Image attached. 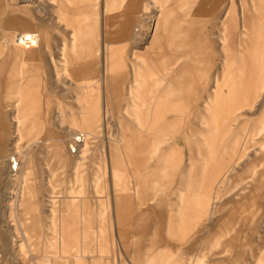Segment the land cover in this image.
<instances>
[{"label":"rangeland","instance_id":"rangeland-1","mask_svg":"<svg viewBox=\"0 0 264 264\" xmlns=\"http://www.w3.org/2000/svg\"><path fill=\"white\" fill-rule=\"evenodd\" d=\"M72 2L66 21L59 0H0V264L30 262L23 236L39 263L48 252L59 257L48 264H257L260 256L264 264V0ZM164 3L176 37L162 46L176 63L157 79L147 60L135 72L131 59L148 47ZM74 29L85 52L71 56L73 68L83 66L80 101L61 74ZM26 33L39 45L21 46ZM226 51L244 63L229 66ZM153 59L163 60L159 47ZM173 78L182 95L165 93ZM130 93L139 94L135 107ZM136 109L147 114L136 121ZM164 155L169 167L157 178ZM11 157L18 169L10 174ZM113 170L126 189L114 191ZM77 190L81 198L70 201ZM115 195L129 209L119 233Z\"/></svg>","mask_w":264,"mask_h":264},{"label":"bare ground","instance_id":"bare-ground-1","mask_svg":"<svg viewBox=\"0 0 264 264\" xmlns=\"http://www.w3.org/2000/svg\"><path fill=\"white\" fill-rule=\"evenodd\" d=\"M54 1V0H53ZM156 1V0H155ZM74 2V1H73ZM73 2H72V0H59V4H58V6L56 7L57 8V13H58V16H60L61 18H62V20H69L70 21V19L73 21V19L70 17V16H68L69 15V11H68V8L69 7H71L72 6V4H73ZM53 4V3H52ZM156 4V3H155ZM164 5H165V3L164 4H162L161 6H158V7H155V9H154V14H155V16H154V22L152 23L153 25L151 26V27H149V28H147V30L149 31V33H151V40H150V42L148 43V47H145V49L144 50H142V51H137V53L135 54V55H133V58L131 59V62H132V66H133V68H134V71L139 67V65H142V68H143V65H145V64H148L149 62L148 61H150V62H153V56H154V50H155V46H158L159 47V49H161V55H164V54H168L167 53V51H166V49L164 48V46H162V41L163 40H166V43L168 44V46H171V44H172V42L171 41H169V39H173V38H175L176 37V35L174 34V29H172L170 26H169V16H170V14H168V13H166V10H165V8L166 7H164ZM195 5V4H194ZM183 6V5H182ZM154 8V7H153ZM68 21V22H69ZM19 25V24H18ZM150 25V24H149ZM227 27V26H226ZM23 28V27H22ZM179 28V27H178ZM181 29V28H180ZM187 29V28H186ZM227 29H229V28H227ZM137 31H136V33H135V37H134V41H135V44L138 46V45H140L141 44V40H140V33H139V30L138 29H136ZM186 32V31H185ZM184 32V33H185ZM27 34H29V33H26L25 35H27ZM36 35H37V37H38V40H37V42H35V44L34 45H26V44H23L22 42H20V44H21V46H23L24 48H32V47H36L37 45H39V42H40V36L36 33ZM171 37V38H170ZM143 40V39H142ZM142 47V46H141ZM143 47H144V45H143ZM178 48H182L183 47V43L182 44H180V43H178V46H177ZM138 48V47H137ZM22 55V54H21ZM225 55H226V57H225V60H227V63H228V65L230 66V64L232 63V62H238V61H240V62H243L244 63V59H242L241 57H238V58H236V56H231L230 54H229V51H226V53H225ZM153 59V60H152ZM181 59V57H179L177 60L179 61ZM183 59V58H182ZM146 60H147V62H146ZM176 60V61H177ZM177 61V62H178ZM61 64H62V70H61V74L64 76V78H65V80H66V82H68V84L70 85V87H72V89L75 91V97H77V99L80 101V100H82L81 99V96H84V94H82V95H80V94H78L79 92H78V90H79V86H80V81L79 80H77V79H75V78H73V76H72V74L68 71V69H67V67H68V64H67V59H66V57H65V55H64V59L61 61ZM233 64V63H232ZM140 68V67H139ZM148 68V67H147ZM141 69V68H140ZM156 69V68H155ZM144 70V72L147 70L146 69V67H145V69H143ZM137 71V70H136ZM135 71V72H136ZM142 71V70H141ZM156 72L158 71V74L157 75H155V74H152L153 76H154V78H157L158 79V77H159V72H166V71H161L160 69H156L155 70ZM146 72H149V71H146ZM103 73H105V75H107L108 74V76H109V69H106V71L105 72H103ZM151 74V73H150ZM104 75V74H103ZM143 76V75H142ZM105 77V76H104ZM135 77H139L138 75L136 76L135 75ZM135 80L133 81V86L135 87V89H138L139 88V86H140V79L138 78H134ZM111 82V81H110ZM155 82V81H154ZM154 82H152V83H154ZM158 83V82H157ZM66 84V83H65ZM108 84H110V83H108ZM107 84V85H108ZM111 85V84H110ZM84 87V86H83ZM108 88H109V86H108ZM80 89L81 90H83L84 88H81L80 87ZM66 91V90H65ZM67 91H69L70 92V90H67ZM73 91V92H74ZM78 92V93H77ZM72 93V92H71ZM73 95H74V93H72ZM130 95H131V98H130V102H129V104H131L133 107H135L136 106V103L138 102V100H139V97H138V93H136V95H134L133 93H130ZM149 96V98L151 97V95H148ZM144 97H145V100L144 101H142L141 100V105L142 106H144V103H146V106L149 104V102H148V97H147V95H144ZM224 96H223V94L221 93V94H217L216 96H215V98H216V101H221V99L223 98ZM218 104L219 103H217L216 105H214L213 106V108L216 110L217 109V111H218ZM140 105V104H139ZM138 105V106H139ZM80 106H81V108L84 110V112H86V109H87V106L85 105V103H81L80 102ZM213 109V111H215ZM136 111H137V114L138 115H140V111L138 110V109H136ZM145 111H147V110H145ZM149 112V111H148ZM216 112V111H215ZM213 113V118H212V120L211 121H213V124L214 123H216L217 121H216V113ZM138 115H136V116H138ZM91 118L92 117H88L87 118V120H89V121H91ZM29 120V118L27 117V114L25 115V116H23L22 118H19L17 121H18V124L16 125V127H17V129L18 128H23V126H24V123H26L27 121ZM24 129V128H23ZM20 131V130H19ZM78 133V132H77ZM87 134V133H86ZM85 133L83 134V135H79V136H77L76 138H75V143H80L81 141H82V139L84 140L85 139V137H84V135H86ZM94 136V135H93ZM206 147V146H205ZM72 151H73V153L74 152H76L75 151V149H73L72 148ZM80 151V150H79ZM81 153V152H80ZM82 157H83V153H81L80 155H79V158L80 159H82ZM85 157V156H84ZM85 159V158H84ZM13 164H14V169H13ZM167 167H168V165L166 166V164H163L159 169H158V172H157V174H156V176H157V178L158 177H161L162 175H163V173H164V170H167ZM202 167H204V166H202ZM191 165H190V168H188L187 170H186V174L187 175H190V172H191ZM18 169V163H17V161H16V159L15 158H12L11 157V159H10V174H11V172H12V170H17ZM12 175H13V173H12ZM24 176V175H23ZM26 176V175H25ZM110 177H112L113 178V184H112V186H113V189H114V191L115 192H117V191H121V190H123V188L124 189H126V187H128V184H125L124 183V181H125V179H124V177L123 176H120L118 173H117V171H115V170H113L112 171V173H110ZM76 178V181H80L82 178H81V176H76L75 177ZM202 179V178H201ZM188 184V183H187ZM81 188V187H80ZM79 188V189H80ZM82 189V188H81ZM73 190V189H72ZM113 191V194L115 193ZM69 192V191H68ZM181 193V192H180ZM69 195H68V198H69V200L70 201H72V202H74V201H76L78 198H81V196H82V194H81V192L79 191V190H77L76 192L75 191H70L69 193H68ZM85 194V193H84ZM83 194V195H84ZM115 194H117V193H115ZM85 196V195H84ZM83 196V197H84ZM116 197H115V199H114V203H115V208L114 209H116V214H115V217H114V225H116V230H117V232L119 233V232H121L119 229H120V226H122L124 223H125V218H126V214H127V212H129V209H127V208H125V206L123 207V205H121V203L119 202L121 199L119 198V196L118 195H115ZM180 200H181V196H180ZM64 202V201H63ZM69 202V201H68ZM61 203H62V201H61ZM67 205H69V203H67V204H65V206H67ZM62 206H64V204L62 205ZM61 206V207H62ZM108 208V207H107ZM109 209V208H108ZM51 211L54 213V211H53V209H51ZM100 233V232H99ZM158 233H159V231H158V229L156 230V234L155 235H153V236H151V237H149V240H148V242L149 243H154L155 242V240L157 239V235H158ZM98 235V234H97ZM99 237V236H98ZM94 239V238H93ZM98 242V241H97ZM150 253V252H149ZM52 258H54V259H59V257L58 256H55V255H48V259H52Z\"/></svg>","mask_w":264,"mask_h":264},{"label":"crops","instance_id":"crops-1","mask_svg":"<svg viewBox=\"0 0 264 264\" xmlns=\"http://www.w3.org/2000/svg\"><path fill=\"white\" fill-rule=\"evenodd\" d=\"M27 21V20H26ZM82 31L80 30V29H78V30H76V29H74L73 30V34H72V37H71V39H70V41L68 42V43H63V45H62V47H61V54H62V57H61V61L64 59V55H65V57H66V59H67V64H68V67H67V69H68V71L72 74V76H73V78H75V79H77V80H79L80 81V86H79V90H78V94H80V95H82V94H84V95H86V89H85V86H84V83L82 82V80H80V76L82 75L83 76V73L82 74H80V73H78L80 70L82 71V68H83V66H78L77 67V69H75V68H73V64L71 63V56H73L75 53H77L78 52V50H79V48L84 52V48L81 46V47H79V42H81V39H82ZM39 47V46H38ZM37 47V48H38ZM155 47H158V46H155ZM88 52H89V48H88ZM85 53V52H84ZM87 54V53H86ZM163 56V60H161V62L159 61V60H157V59H155V60H153V62H150V61H148L149 62V65H151L152 66V68L154 69V70H156L157 68L158 69H160L161 71H166V73L168 72V71H171V69L173 68L174 69V62H173V60L172 61H169V60H167L166 58H167V56H168V54H164V55H162ZM178 58V57H177ZM16 63H18L20 66H21V64H20V62L19 61H17ZM176 63V62H175ZM24 68V67H23ZM156 68V69H155ZM77 71V74L74 72V71ZM177 75V74H176ZM176 75H174V76H176ZM170 83L171 84H169V85H166V87H165V89L166 90H169V91H166L165 93L167 94V95H169L170 97L172 96V92H173V88L175 89V88H179L178 89V91H175L174 92V94H176V95H182L181 93H182V88H181V84H182V81H181V79H177V78H173V79H171V81H170ZM84 86V87H83ZM80 87L81 88H84L83 90H81L80 89ZM169 96L167 97V99L166 100H169L168 98H169ZM163 100H164V98H163ZM179 102H181V99L180 100H178V103ZM144 111V110H143ZM147 113L144 111L142 114H140V115H138L137 116V119H136V121L139 119L140 120V117L142 116V115H146ZM166 148H164V150H165ZM165 156L166 155H164L161 159V161H160V164H159V168L163 165V164H166V166L169 164L168 162H167V160L165 159ZM168 167H169V165H168ZM188 168H190V166H187L186 167V170L188 169ZM191 172H192V168H191ZM191 172H190V174H191ZM181 191V190H180ZM179 191V192H180ZM181 193H182V191H181ZM162 194V192H160V191H157L156 190V193H153L152 194V196H154V197H152L151 198V200H155V201H158V200H160V196L159 195H161ZM156 196V197H155ZM120 197V196H119ZM180 198V197H179ZM120 203H125L126 201H123V200H120L119 201ZM16 211V210H15ZM21 215H19V223H18V225L21 223V225H23L24 224V220H25V218H24V212H22L21 211ZM10 216H16V212H14V210L13 211H11V210H8L7 211V217H10ZM159 222H160V218H156V220H155V223L159 226L160 224H159ZM138 225H140V224H138ZM160 230V228L158 229V231ZM27 233V232H26ZM222 237L224 236V233H222V235H221ZM27 240H29V236H23V238H22V240L20 241V243H19V249L21 250V252H23V254L26 256V257H29V260H30V262H28V261H26V262H24V264H30V263H32V264H48L47 263V259H48V252L46 253V255H44V257H43V259L45 260L44 261V263H39L36 259H37V257L34 255V254H32V252H29V244H28V242H27ZM46 241H47V237H46ZM216 244H217V242H216ZM147 250H151V246H148L147 247ZM263 261V259L261 258V256L259 257V259L256 261L257 262V264H261V262Z\"/></svg>","mask_w":264,"mask_h":264},{"label":"built area","instance_id":"built-area-1","mask_svg":"<svg viewBox=\"0 0 264 264\" xmlns=\"http://www.w3.org/2000/svg\"><path fill=\"white\" fill-rule=\"evenodd\" d=\"M20 1L32 3L35 0H20ZM37 40H38V37L35 33H29L27 35L20 37V39H19L20 42H22L23 44L29 45V46L34 45L35 42H37ZM13 169H14V164H13Z\"/></svg>","mask_w":264,"mask_h":264}]
</instances>
